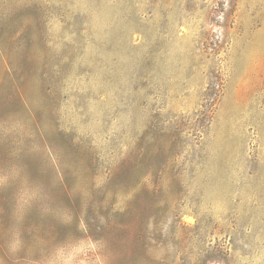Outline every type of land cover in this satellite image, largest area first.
Wrapping results in <instances>:
<instances>
[{"label": "rangeland", "instance_id": "obj_1", "mask_svg": "<svg viewBox=\"0 0 264 264\" xmlns=\"http://www.w3.org/2000/svg\"><path fill=\"white\" fill-rule=\"evenodd\" d=\"M0 264H264V0H0Z\"/></svg>", "mask_w": 264, "mask_h": 264}]
</instances>
